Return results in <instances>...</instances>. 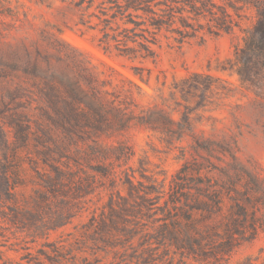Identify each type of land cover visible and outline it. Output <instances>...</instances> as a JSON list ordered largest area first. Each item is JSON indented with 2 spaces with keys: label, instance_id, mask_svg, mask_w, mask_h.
Here are the masks:
<instances>
[{
  "label": "rangeland",
  "instance_id": "1",
  "mask_svg": "<svg viewBox=\"0 0 264 264\" xmlns=\"http://www.w3.org/2000/svg\"><path fill=\"white\" fill-rule=\"evenodd\" d=\"M88 1L0 0V174L14 186L0 193V264H48L46 242L72 246L70 264H143L141 234L114 249L83 236L93 215L107 214L111 180L99 167L142 171L166 188L179 180L200 199L219 194L210 219L193 215L221 235L235 221L236 246L186 264H264V84L244 85L232 68L255 12L231 34L182 45L163 37L155 60L131 61L105 53L98 30L81 24L97 22ZM60 164L90 176L94 190L70 223L33 240L8 221L10 199L27 204ZM129 220L152 230L151 219ZM183 255L154 251L156 264Z\"/></svg>",
  "mask_w": 264,
  "mask_h": 264
},
{
  "label": "trees",
  "instance_id": "2",
  "mask_svg": "<svg viewBox=\"0 0 264 264\" xmlns=\"http://www.w3.org/2000/svg\"><path fill=\"white\" fill-rule=\"evenodd\" d=\"M88 3L87 9L93 8L89 16L97 22L93 26L84 21L81 24L98 30V45L105 53L131 61L155 60V48L160 47L163 37L182 45L191 39L203 40L204 36L231 34L241 29V22L247 18L245 12L253 10L255 21L243 31L232 68L242 84L252 87L264 84V0H89ZM95 170L99 176L109 178L111 185L107 214L99 219L93 215L83 227V236L93 243L114 249L131 245L133 238L141 234L144 252L138 258L143 264H156L154 251L159 248L182 252L186 264L184 259L189 257L199 261L212 256L208 253L214 249L213 256L228 254L236 246L235 221H228L221 235L219 227H201V221L193 215V210H200L205 219H210L212 208L216 211L221 208L219 194L200 199L187 192L179 180H173L166 188L164 180L148 177L142 171L137 179L133 170L118 175L108 167ZM76 172L66 164L51 166L27 204L10 199L14 206L9 209L8 221L25 230L33 240H46L51 231L70 223L83 209L78 199L94 190L90 176L82 179ZM118 179L126 196L118 189ZM2 190L8 192V197L14 190L9 174H0V193ZM188 203H193V207L188 208ZM129 218L151 219L152 230L133 228ZM45 244L49 251L41 254L48 264H70L67 257L71 256L72 246L61 242Z\"/></svg>",
  "mask_w": 264,
  "mask_h": 264
}]
</instances>
